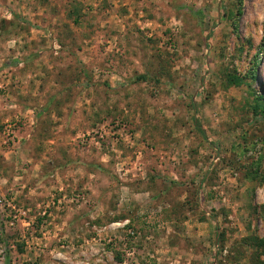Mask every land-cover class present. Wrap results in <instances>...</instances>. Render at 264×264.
I'll return each mask as SVG.
<instances>
[{
	"label": "rangeland",
	"instance_id": "1",
	"mask_svg": "<svg viewBox=\"0 0 264 264\" xmlns=\"http://www.w3.org/2000/svg\"><path fill=\"white\" fill-rule=\"evenodd\" d=\"M256 97L264 0H0V264H264Z\"/></svg>",
	"mask_w": 264,
	"mask_h": 264
},
{
	"label": "trees",
	"instance_id": "2",
	"mask_svg": "<svg viewBox=\"0 0 264 264\" xmlns=\"http://www.w3.org/2000/svg\"><path fill=\"white\" fill-rule=\"evenodd\" d=\"M251 110H252L254 117L257 120L264 121V98L263 97L254 98ZM262 248H264V245H262Z\"/></svg>",
	"mask_w": 264,
	"mask_h": 264
}]
</instances>
